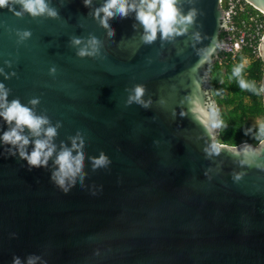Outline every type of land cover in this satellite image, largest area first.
<instances>
[{
  "label": "water",
  "instance_id": "1",
  "mask_svg": "<svg viewBox=\"0 0 264 264\" xmlns=\"http://www.w3.org/2000/svg\"><path fill=\"white\" fill-rule=\"evenodd\" d=\"M223 1L176 0L191 22L151 43L135 11L104 27L107 0H44L35 16L21 0L0 7V113L15 100L47 121L39 136L17 130L21 149L4 143L16 125L0 116V264H264V141L220 143L210 84ZM137 86L143 104L129 103ZM37 139L54 150L33 167L20 151ZM64 151L74 170L83 155L67 193L53 178Z\"/></svg>",
  "mask_w": 264,
  "mask_h": 264
},
{
  "label": "clouds",
  "instance_id": "2",
  "mask_svg": "<svg viewBox=\"0 0 264 264\" xmlns=\"http://www.w3.org/2000/svg\"><path fill=\"white\" fill-rule=\"evenodd\" d=\"M8 0H0V7L7 4ZM24 9L31 13L33 16L39 15L45 12L46 5L44 0H21ZM87 6L90 0H84ZM176 5V0H140V6L135 4L129 5L128 0H107V3L103 8L99 9V12L104 13V19L101 20V24L104 27H108V19L113 17L115 13H118L121 17H126L129 11L136 12V19L143 25L146 35L143 37L144 41L151 43L156 39L157 32L162 34L163 38H167L176 32L175 26L179 23H190L194 13H189L188 17H180ZM115 10V12L113 11ZM49 15L55 16V12H49ZM179 17V19H178ZM25 36L28 33L24 34ZM74 43L79 44L80 41L76 40ZM95 43V41H93ZM84 50H81L78 55L84 56L89 55ZM243 86V85H242ZM0 91H3V85H0ZM135 95L129 97V103L135 101L136 103L143 104L141 97L144 95L143 86H137L135 88ZM7 93H4V98L6 100ZM33 104L38 103V101L33 100ZM147 107V105H144ZM0 116L8 122L9 124L15 121V128L7 131L3 134V141L6 144L20 145L21 149L28 145L29 141L26 137L19 134L17 131L23 130V128H28L35 135L39 136L41 126L47 123L46 119L36 117L32 114L30 109L22 106L19 101H12L10 105L6 107V110L0 113ZM219 124H213V127H218ZM55 135V129L48 128L46 136L51 138ZM47 149V151H45ZM53 148L49 147L47 140L37 139L34 143V150L30 155H27L23 150L20 151L22 158L26 159L28 164L33 167H40L47 163L48 158L52 155ZM83 160V155L80 154L76 160L75 170L72 168V163L70 161V153L68 151L62 152L57 163L59 165V173H57L53 178L56 180L58 185L61 186L63 191L67 193L68 188L64 187L65 177L69 175H75L76 171L80 170L81 162ZM108 163L107 158L101 153L98 159L94 160V165L96 167H103ZM13 264H20L18 258L14 259ZM28 264H33V260L30 258Z\"/></svg>",
  "mask_w": 264,
  "mask_h": 264
},
{
  "label": "trees",
  "instance_id": "3",
  "mask_svg": "<svg viewBox=\"0 0 264 264\" xmlns=\"http://www.w3.org/2000/svg\"><path fill=\"white\" fill-rule=\"evenodd\" d=\"M246 61L250 62L248 66ZM263 77L264 61L254 55L253 49H246L236 59L223 53L212 66L210 84L219 104L221 144L259 146L264 141V127L258 128L250 120L264 117Z\"/></svg>",
  "mask_w": 264,
  "mask_h": 264
},
{
  "label": "built area",
  "instance_id": "4",
  "mask_svg": "<svg viewBox=\"0 0 264 264\" xmlns=\"http://www.w3.org/2000/svg\"><path fill=\"white\" fill-rule=\"evenodd\" d=\"M223 7L227 28L224 53L236 59L246 49H253L257 58H262L260 45L264 38V12L247 0H224Z\"/></svg>",
  "mask_w": 264,
  "mask_h": 264
},
{
  "label": "rangeland",
  "instance_id": "5",
  "mask_svg": "<svg viewBox=\"0 0 264 264\" xmlns=\"http://www.w3.org/2000/svg\"><path fill=\"white\" fill-rule=\"evenodd\" d=\"M250 62L249 61H246L245 62V64L248 66V64H249ZM252 122H253V124L255 125V126H257L258 128H262V127H264V117H258V118H251L250 119Z\"/></svg>",
  "mask_w": 264,
  "mask_h": 264
}]
</instances>
